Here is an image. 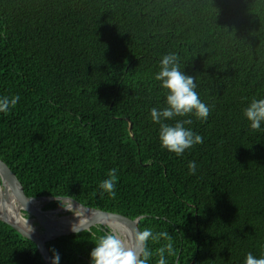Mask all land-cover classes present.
<instances>
[{
  "label": "trees",
  "instance_id": "16d2710c",
  "mask_svg": "<svg viewBox=\"0 0 264 264\" xmlns=\"http://www.w3.org/2000/svg\"><path fill=\"white\" fill-rule=\"evenodd\" d=\"M170 53L210 109L206 120L165 121L191 120L203 138L180 156L161 146L151 118L167 107L155 77ZM4 96L19 100L0 113V159L27 197L141 217L140 231L171 236L166 264L264 257V123L253 130L245 116L264 99V0H0ZM112 169L115 197L99 187ZM109 234L99 225L57 238L53 259L92 264ZM167 243L149 240L148 264ZM0 264L45 263L0 221Z\"/></svg>",
  "mask_w": 264,
  "mask_h": 264
},
{
  "label": "clouds",
  "instance_id": "9594fccd",
  "mask_svg": "<svg viewBox=\"0 0 264 264\" xmlns=\"http://www.w3.org/2000/svg\"><path fill=\"white\" fill-rule=\"evenodd\" d=\"M178 59V56L174 53L162 58L161 70L155 78L162 82V88L168 90L167 107L162 110L153 108L151 118L153 122L160 125L159 138L161 146L167 151L180 156L185 150L203 143V138L186 127V125L191 124V120H176L174 125H169L165 121L175 120L177 117H185L193 113L198 119L206 120L210 109L201 102L195 91L197 86L195 78L186 75L184 71H180ZM18 100V96L0 97V113L10 111L16 106ZM245 116L251 122V128L259 130L261 124L264 123V99L253 100L246 109ZM188 167L190 174H195V162H190ZM116 172V169L110 170L108 178L99 186L112 197L116 195L115 184L118 179ZM70 214H73V211ZM85 224V220L79 219V223L73 226V231L84 230ZM126 232V238L115 232L104 236L90 253L92 264H148V260L152 256V252L148 247L150 239L158 241L163 238L168 241L167 244L157 250L159 255L157 264H166L165 253L168 255L175 254L172 239L168 232L154 234L150 229L135 232L126 230ZM58 261L59 256L56 255L53 264H58ZM245 264H264V257L256 258L249 253Z\"/></svg>",
  "mask_w": 264,
  "mask_h": 264
},
{
  "label": "water",
  "instance_id": "95a60500",
  "mask_svg": "<svg viewBox=\"0 0 264 264\" xmlns=\"http://www.w3.org/2000/svg\"><path fill=\"white\" fill-rule=\"evenodd\" d=\"M130 128L131 127L129 126V130ZM0 189V203L4 206L5 204L9 203L10 197H12L14 199V202H16L19 206V212L21 216L26 220H30L32 226L35 229H40V232L36 230L38 233H33L27 230L25 227L11 222V220L6 215L4 207L0 209V221L9 225L23 238L32 242L37 247L45 264H53L52 246L55 239L87 231L92 227H96L99 225H105L111 230L115 229L113 226L105 223L106 220L121 224L127 230H131L132 232H135L137 230L140 231L138 224L141 217L131 220L119 214L85 207L72 198H52L46 196L39 198L27 197L16 175L1 159ZM55 199L61 200V205L55 209L44 211L43 206L45 205V203H48ZM63 203L66 204L63 205ZM65 208L69 209L70 211L75 210L81 212L82 215H84V213L90 214V216L86 219L84 217L80 218L86 221L84 230L81 229L79 231H73V226L79 223V219H77L73 214H67L69 210ZM54 217H56L57 219L68 218V220H70L74 224H59L58 227H56L55 225L59 222H55L53 220ZM116 230L118 231V234H122V232L119 231L120 229ZM112 233H114L113 230ZM124 235L125 237L127 236V234L125 233Z\"/></svg>",
  "mask_w": 264,
  "mask_h": 264
},
{
  "label": "bare ground",
  "instance_id": "6f19581e",
  "mask_svg": "<svg viewBox=\"0 0 264 264\" xmlns=\"http://www.w3.org/2000/svg\"><path fill=\"white\" fill-rule=\"evenodd\" d=\"M0 193H1V189H0ZM3 207L5 209L7 217L11 220V222L17 223L18 225L25 227L27 230L33 233H38L36 229L32 226L31 221L26 220L21 216L19 212V206L17 205L16 202H14V199L12 197H10L9 203L5 204L4 206L0 203V209ZM73 215L76 216L77 219H80L82 217L86 219L90 216V214H87V213H84V215H82L81 212L73 213ZM53 220L55 222H59L55 225L56 227H58L59 224H62V225L74 224L73 222L68 220V218L57 219L56 217H54ZM105 223L109 224L110 226H113L115 229H120L119 231L122 232L123 238H126L124 233L127 234L126 232L127 229L123 225L118 224L116 222L108 221V220H106Z\"/></svg>",
  "mask_w": 264,
  "mask_h": 264
},
{
  "label": "rangeland",
  "instance_id": "374dc122",
  "mask_svg": "<svg viewBox=\"0 0 264 264\" xmlns=\"http://www.w3.org/2000/svg\"><path fill=\"white\" fill-rule=\"evenodd\" d=\"M78 211H73V213H77ZM38 229V228H37ZM36 229V230H37ZM113 230V232H115V233H118V231L116 230V229H112ZM38 231V230H37Z\"/></svg>",
  "mask_w": 264,
  "mask_h": 264
}]
</instances>
